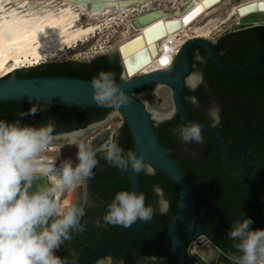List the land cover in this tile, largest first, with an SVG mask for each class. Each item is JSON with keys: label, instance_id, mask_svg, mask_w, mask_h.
Returning a JSON list of instances; mask_svg holds the SVG:
<instances>
[{"label": "flooded vegetation", "instance_id": "flooded-vegetation-1", "mask_svg": "<svg viewBox=\"0 0 264 264\" xmlns=\"http://www.w3.org/2000/svg\"><path fill=\"white\" fill-rule=\"evenodd\" d=\"M194 37L199 36L189 38ZM200 38L203 41L191 43L185 51L187 70L181 76L179 102L189 119L212 128L201 129L204 137L202 144L184 143L180 139L177 129L187 124L176 110L167 83L144 84L134 89L132 94L137 98H140L139 95L147 97L159 86L163 90L162 95L153 99L154 105L158 106L163 98L168 99L166 106L171 107L169 115L155 118L148 112L155 138L184 173L194 197L195 213H200L199 218L193 221L197 233L185 239L183 250L195 264H206L196 248L210 240L229 255L235 252V242L228 232L241 214L254 221L251 225L253 229H264V25L232 31L227 25L214 36ZM101 55L85 63L91 70L85 79H93L100 71L107 70ZM110 58L109 72L114 73L116 81L121 77L120 64L117 57ZM227 66L240 69H227ZM55 106L48 107V116L28 124L38 127L52 122L55 125L54 136L58 138L102 121L105 114L112 110L99 118L92 115L97 112H90L97 111L100 106L91 111H87L91 107L63 109ZM123 125L121 121L109 138L119 145L125 139L127 127L125 129ZM104 127L108 129V125ZM100 134V129L92 134L101 136L96 147L100 163L94 169V176L85 186L78 188L74 202L84 208L81 223L85 229L79 234L71 233V241H66L55 253L66 259L68 264L130 231L135 224L125 228L103 220L107 204L117 192L129 191V186L122 170L116 177L119 181L111 180L109 176L107 180L101 179L107 175L108 167L103 152L99 151L100 144L109 139L106 132ZM151 167V172L142 171L148 176L141 182L138 175V193L145 196L146 206L151 205L155 209L152 219L144 222L137 237L85 264H97L103 257H111L113 264L170 263L166 234L173 217L178 187L168 176Z\"/></svg>", "mask_w": 264, "mask_h": 264}, {"label": "clouds", "instance_id": "clouds-1", "mask_svg": "<svg viewBox=\"0 0 264 264\" xmlns=\"http://www.w3.org/2000/svg\"><path fill=\"white\" fill-rule=\"evenodd\" d=\"M91 86L98 106L119 109L129 102L112 72L100 71ZM38 111L31 106L21 113L20 119L0 120V264H68L55 253L66 241H71V233L79 234L85 229L81 223L84 208L67 199L61 201V196L85 186L94 176L100 163L98 150L91 142L72 138L68 146L76 148L75 163L72 157H67L57 164V157L45 154L55 139L54 123L38 127L22 123L25 115L35 116ZM177 131L184 143L199 145L204 141L197 123L179 126ZM99 151L110 166L122 171L129 167L137 173L153 171L142 156L131 150L125 155L114 139L106 141ZM38 178L46 183L34 188L33 182ZM154 211L151 205L146 206L143 193L121 190L107 204L103 220L128 228L138 220H151ZM253 223L241 214L231 225L228 236L235 242V252L229 256L232 264H264V229H253ZM97 264L113 261L111 257H103Z\"/></svg>", "mask_w": 264, "mask_h": 264}, {"label": "water", "instance_id": "water-1", "mask_svg": "<svg viewBox=\"0 0 264 264\" xmlns=\"http://www.w3.org/2000/svg\"><path fill=\"white\" fill-rule=\"evenodd\" d=\"M70 1L75 3H85L86 10L93 12L109 7L122 8L128 4L136 3L137 0ZM139 1L143 2L145 0ZM214 1L216 0H200V4H210L208 2ZM191 3L192 0L181 9L175 8L172 10V14L179 15L187 9ZM192 9L193 8L188 10L186 14ZM235 11L237 18L234 22L228 24V29L231 31L256 25H264V0L248 1L237 6ZM160 14H162L161 10L156 7L133 16L130 20V24L132 28H139L140 30L121 42L117 46V51L111 50L105 53L108 58L117 57L121 73L123 72L124 67L125 72L130 74L131 68L129 66V60H132V57L136 54L142 52L146 53L145 50L147 49L149 54L152 55L155 52L154 39L164 34L165 29L169 30L167 29L168 24H170L169 27L171 28V26H175L178 21L177 19L161 20L159 18ZM185 15L182 16L181 20H184ZM158 26H160V29L163 27V30H161V32L158 31L157 35L152 34ZM154 35L155 37H153ZM198 41L201 42L203 39L200 37L187 39L178 48L173 56L171 64L167 68L138 74L130 78L119 77L115 82L127 95L129 102L126 105L121 106L119 109L108 111L102 119V121L107 119L113 111L120 114L122 122L130 133L132 151L136 155L142 156L145 162H148L162 174L168 176L178 187V195L173 217L166 234V247L170 255L169 264H195L184 252L183 242L185 239L191 238L197 233V231H194L193 221L199 218L200 213H195L194 197L187 178L176 162L168 155L155 138L148 109L140 98H137L132 94V91L144 84L158 82L167 83L170 86V94L176 104V110L184 122L186 124L197 123L201 129L212 130L208 125L189 119L179 102V92L182 86L181 76L186 73L187 70L185 51L188 45ZM119 57L121 61L119 60ZM225 68L240 69V67L236 66H227ZM91 81L92 79L66 75H40L15 78L3 76L0 78V102L24 99L56 106L86 108L97 105L93 98ZM95 123H99V121L91 123L85 128L76 130H88ZM95 137V139H90L94 148L98 146L101 136L100 138L99 136ZM54 141L58 140L54 139ZM123 174L128 182L129 191H135L138 193V173L129 167V169L123 171ZM43 183H46V181L43 178H38L33 182V187L35 188L37 185ZM143 224L144 221L138 220L130 231L121 234L112 241L100 245L94 250H90L85 254L80 255L70 264H85L105 252L116 248L121 243L137 237L142 230ZM196 251L206 264H232L229 259L230 255L221 250L210 240L206 241L203 245L198 246Z\"/></svg>", "mask_w": 264, "mask_h": 264}, {"label": "bare ground", "instance_id": "bare-ground-1", "mask_svg": "<svg viewBox=\"0 0 264 264\" xmlns=\"http://www.w3.org/2000/svg\"><path fill=\"white\" fill-rule=\"evenodd\" d=\"M189 1L191 0H145L143 2L137 0L136 3L128 4L122 8L109 7L90 12L86 10L85 3H75L70 0H0V78L19 66H15L16 64L25 62H30L31 64L39 58L47 57L46 59L49 60L52 57H57L60 51L63 52L67 48L76 46L87 36H94L96 32L109 28L111 24L116 25L119 21L125 20L127 27L124 33L125 37L112 48L117 51V46L121 42L140 30L139 28H132L130 24L131 18L145 10L156 7L162 12L159 16L161 20L177 19V23L171 28L169 27L170 24H168L167 29L169 30L165 29L164 34L154 39L155 52L152 55L146 49V53L136 54L132 57V60H129L130 74H127L122 66L123 72L121 76L130 78L138 74L167 68L184 38L207 36L210 31V27H207V25L216 18L214 12H218V5L222 1L224 2V0H216L208 2L210 4L201 5L200 0H192L190 6L179 15L172 14V10L175 8L181 9ZM248 1L252 0H243L239 3L231 4L221 22H227L228 24L234 22L237 18L236 7ZM153 3L157 4V6L153 7ZM191 8L193 9L186 14ZM197 9L200 10L197 11ZM193 13L195 15H192ZM183 15H185L184 20H181ZM201 16L206 20H202L204 21L203 26L202 21L199 24L196 23ZM188 17L191 18L189 19ZM205 24L206 26H204ZM155 29L152 34L157 35L158 31L161 32L163 30V27L160 29V26H158ZM127 32L128 34H126ZM119 60L121 61L120 57ZM162 91L157 86L152 95L147 97L139 95L151 112L152 117L155 118H161L171 112V107L166 106L168 99L163 98L158 106L153 103V99L158 95H162ZM164 96L166 95L164 94ZM115 113L117 112L113 111L111 115ZM101 123L102 121L93 124L88 130H75L62 134L55 139L60 142H68L72 138L79 140L88 131L100 126ZM104 128L102 127L100 130V135L106 132L108 134L107 139H109L112 129L108 128L105 130ZM95 138V136L90 135L86 138V141L89 140L87 142H90V139ZM103 144L102 142L100 146ZM52 149L54 150L55 148L50 146L49 150ZM72 159L75 163V154ZM63 160L62 158L57 164ZM75 191L76 189L73 190L71 196L65 195L62 197L61 201L67 199L73 203Z\"/></svg>", "mask_w": 264, "mask_h": 264}, {"label": "rangeland", "instance_id": "rangeland-1", "mask_svg": "<svg viewBox=\"0 0 264 264\" xmlns=\"http://www.w3.org/2000/svg\"><path fill=\"white\" fill-rule=\"evenodd\" d=\"M243 0H224L218 5V12H214L216 15L215 19L207 25V27H210V31L207 34V36H214V34H217L220 32L225 26L228 25L227 22H221L223 19L227 9L229 6L233 3H239ZM157 4L153 3V7H156ZM170 10V9H169ZM206 21L202 16L198 18L197 24H199L200 21ZM204 21H202V26ZM206 26V24L204 25ZM127 27L125 24V20L119 21L116 25L111 24L109 28L103 29L101 32H96L94 36H87L86 38L82 39L76 46L67 48L63 52H59L57 57H52L51 59H46L47 57L44 58H39L38 60L34 61L31 63L37 64V61H40V59H44L46 61H61V60H72L76 62H84L88 63L91 61L92 58H94L96 55L99 54H105L114 48L115 44L119 42L123 37H125L124 33L126 32ZM128 34V32L126 33ZM189 34L191 35V32L189 31ZM37 62V63H36ZM19 64H16L15 66H18ZM138 95V94H136ZM122 121V118L120 114L115 113L110 115L107 119L103 120L100 126H96L93 128L91 131L87 133V135L83 138H80L79 140H84L86 142V138L89 137L90 135L94 134V132H98L99 129L101 130L102 127L107 126L110 129H115L117 125H119ZM55 148L54 150H48L46 152L47 155L49 156H55L57 157V162L61 160L62 158L65 159V157H73V155L76 152L75 147L68 146V142H60L58 141H53V143L50 145ZM49 146V148H50ZM63 146V147H61ZM79 188V187H78ZM78 188H76L75 194H74V202L77 199V192ZM71 192V193H70ZM73 190L66 191L62 196L64 197L65 195L71 196ZM73 202V203H74Z\"/></svg>", "mask_w": 264, "mask_h": 264}, {"label": "trees", "instance_id": "trees-1", "mask_svg": "<svg viewBox=\"0 0 264 264\" xmlns=\"http://www.w3.org/2000/svg\"><path fill=\"white\" fill-rule=\"evenodd\" d=\"M100 58L104 61V67L108 71L110 70L112 60L111 58H108L105 54H102ZM118 70H116L117 72ZM91 73V70L87 67V65L84 62H76L72 60H61V61H44L32 66H25L20 68H15L8 72L5 76L6 77H27V76H40V75H66V76H73V77H79V78H85L88 76V74ZM31 106H35L40 111L35 116L32 115H25L22 118V123L28 124L33 123L34 121L43 118L44 116H48L47 109L48 107H54V105L42 103V102H33L30 100H6L0 102V120H6V121H14L17 119H20L21 113H26ZM98 105L90 106L91 108H87V111L93 110V108ZM56 107V106H55ZM63 109H68L69 107L61 106ZM70 109V108H69ZM78 109V108H77ZM111 108L107 107H101L97 111H91L97 112L96 114H92L94 117H102L108 110ZM92 116V117H93ZM126 129V126L123 125ZM130 133L126 129V132L124 134V141L121 145H119L121 148L124 149V153L126 155L127 151H132V141L130 138ZM107 167H108V173L107 175L102 176V180H107L108 176L111 180H117L120 179L116 178L117 175L120 172L119 168H116L114 166H110L106 160H104ZM122 172V171H121ZM140 175V182L143 180L144 177H147V174H144L142 171L138 173ZM125 183L126 180L124 177L121 178ZM234 252H230L232 254Z\"/></svg>", "mask_w": 264, "mask_h": 264}, {"label": "built area", "instance_id": "built-area-1", "mask_svg": "<svg viewBox=\"0 0 264 264\" xmlns=\"http://www.w3.org/2000/svg\"><path fill=\"white\" fill-rule=\"evenodd\" d=\"M187 39H189V37H188V38H184V39H183V42L179 45V47H180V46H181V45H182ZM179 47H178V48H179ZM176 52H177V51H176ZM176 52H175V53H176Z\"/></svg>", "mask_w": 264, "mask_h": 264}, {"label": "snow or ice", "instance_id": "snow-or-ice-1", "mask_svg": "<svg viewBox=\"0 0 264 264\" xmlns=\"http://www.w3.org/2000/svg\"><path fill=\"white\" fill-rule=\"evenodd\" d=\"M200 9H197V11H199ZM192 15H195V13H193ZM189 19L191 18V17H188Z\"/></svg>", "mask_w": 264, "mask_h": 264}]
</instances>
